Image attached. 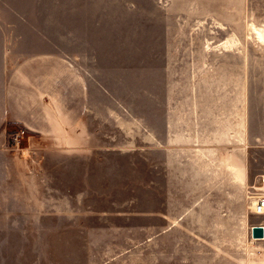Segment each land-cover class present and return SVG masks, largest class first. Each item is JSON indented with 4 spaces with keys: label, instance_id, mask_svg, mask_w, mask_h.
I'll return each mask as SVG.
<instances>
[{
    "label": "rangeland",
    "instance_id": "1",
    "mask_svg": "<svg viewBox=\"0 0 264 264\" xmlns=\"http://www.w3.org/2000/svg\"><path fill=\"white\" fill-rule=\"evenodd\" d=\"M254 29L264 0H0V264H264Z\"/></svg>",
    "mask_w": 264,
    "mask_h": 264
},
{
    "label": "built area",
    "instance_id": "2",
    "mask_svg": "<svg viewBox=\"0 0 264 264\" xmlns=\"http://www.w3.org/2000/svg\"><path fill=\"white\" fill-rule=\"evenodd\" d=\"M254 204H255V202H254ZM254 213L257 215H263L264 214V195H260L257 197L256 204L254 205Z\"/></svg>",
    "mask_w": 264,
    "mask_h": 264
},
{
    "label": "water",
    "instance_id": "3",
    "mask_svg": "<svg viewBox=\"0 0 264 264\" xmlns=\"http://www.w3.org/2000/svg\"><path fill=\"white\" fill-rule=\"evenodd\" d=\"M252 236L255 239H263L264 238V227L263 226H254L252 229Z\"/></svg>",
    "mask_w": 264,
    "mask_h": 264
},
{
    "label": "crops",
    "instance_id": "4",
    "mask_svg": "<svg viewBox=\"0 0 264 264\" xmlns=\"http://www.w3.org/2000/svg\"><path fill=\"white\" fill-rule=\"evenodd\" d=\"M255 214V213H254ZM256 216H258V217H260V216H262V215H257L256 214ZM261 221V220H260ZM259 225H261V226H263L264 227V223H256V224H254L253 226H259ZM252 234V233H251ZM254 239V238H253ZM252 239V242H254V246L255 245H257V246H260V247H262L263 246V248H264V238L263 239H254L253 240Z\"/></svg>",
    "mask_w": 264,
    "mask_h": 264
},
{
    "label": "bare ground",
    "instance_id": "5",
    "mask_svg": "<svg viewBox=\"0 0 264 264\" xmlns=\"http://www.w3.org/2000/svg\"><path fill=\"white\" fill-rule=\"evenodd\" d=\"M255 31H257V29H254ZM257 35H258V37L260 38V39H263L264 38V35H263V31H257ZM227 44V43H226ZM229 46V45H228ZM231 46H232V44H231ZM255 204H256V202H255ZM254 204V205H255ZM254 205H253V208H254Z\"/></svg>",
    "mask_w": 264,
    "mask_h": 264
}]
</instances>
